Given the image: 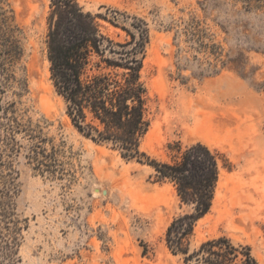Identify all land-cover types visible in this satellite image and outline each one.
<instances>
[{"label": "rangeland", "instance_id": "374dc122", "mask_svg": "<svg viewBox=\"0 0 264 264\" xmlns=\"http://www.w3.org/2000/svg\"><path fill=\"white\" fill-rule=\"evenodd\" d=\"M76 1L114 43L129 39L121 27L132 18L146 24L149 127L140 150L165 162L177 147L202 144L217 157L212 205L188 238L190 251L226 237L264 264V0L248 10L243 0ZM49 5L0 0L22 51L12 78L0 76V106L12 105L22 128L0 142L21 225L14 264H185L165 244L169 224L189 211L172 186L149 165L85 138L66 116L49 79ZM192 18L206 49L184 34ZM202 133L215 138L206 143Z\"/></svg>", "mask_w": 264, "mask_h": 264}, {"label": "trees", "instance_id": "16d2710c", "mask_svg": "<svg viewBox=\"0 0 264 264\" xmlns=\"http://www.w3.org/2000/svg\"><path fill=\"white\" fill-rule=\"evenodd\" d=\"M245 9L251 0H243ZM46 51L49 79L64 103L65 114L74 129L87 139L111 145L122 158L152 167L158 182L168 183L181 206L189 209L169 224L165 244L185 264H256L248 246H236L228 238L207 240L190 251L188 238L196 222L211 208L218 180L216 155L206 146L195 144L181 150L170 161L150 159L140 150L149 127V97L141 69L149 42V31L143 20L132 18L121 29L129 37L114 43L103 35L97 16L84 12L76 0H50ZM117 26L116 24H113ZM200 22L190 19L184 34L199 42ZM10 17L0 7V76L9 81V71L22 51L14 38ZM214 55L215 46L209 47ZM1 93V91H0ZM13 106H0V142L22 130L13 114ZM12 139V138H11ZM8 166V165H7ZM9 169L0 159V264H14L21 231L15 213V185Z\"/></svg>", "mask_w": 264, "mask_h": 264}, {"label": "bare ground", "instance_id": "6f19581e", "mask_svg": "<svg viewBox=\"0 0 264 264\" xmlns=\"http://www.w3.org/2000/svg\"><path fill=\"white\" fill-rule=\"evenodd\" d=\"M245 102H246V101H245ZM221 103H222V102H221ZM226 105H227V104H226ZM231 105H232V104H231ZM219 106H220V105H219ZM234 107H235V105H234ZM234 107H233V108H234ZM229 108H231V107H229ZM236 108H237V107H236ZM210 112H212V111H210ZM201 113H202V112H201ZM212 113H215V112H212ZM230 113H232V111H231ZM208 114H209V112H208ZM233 114H234V112H233ZM218 115H219V114H218ZM222 115H223V114H222ZM222 115H221V116H222ZM244 115L246 116V114H244ZM203 116H204V115H203ZM203 116H202V117H203ZM206 116H207V115H206ZM208 116H209V115H208ZM211 116H212V115H211ZM234 116L236 117V114H234ZM202 117H200V118L196 117V118H195V122H196V123H200V126H202V125H201V124H202V121H203V118H202ZM206 118H208V117H206ZM210 121H211V120H210ZM208 122H209V121H208ZM208 124H209V123H208ZM212 126H213V125H212ZM212 126H211V127H212ZM203 127H204V126H203ZM209 127H210V125H209ZM209 127H207V129H208ZM201 128H202V127H201ZM204 128H205V127H204ZM218 128H220V127H217V129H218ZM230 128H231V127H230ZM234 128H235V127H234ZM213 129H215V128L212 127L211 130H213ZM217 129H216V130H217ZM204 130H205V129H204ZM220 130H221V129H220ZM229 130H230V129H229ZM224 131L226 132V131H228V129H227V130H224ZM203 132H204V131H203ZM208 132H209V130H208ZM216 132H217V131H216ZM216 132H215V133H216ZM228 132H230V131H228ZM211 133H212L213 135L215 134V133H213L212 131H211ZM210 135H211V134H210ZM210 135H208V134H203V133H202L201 136H202V138L205 140L206 143H210V142H211ZM229 136H231L230 133H229ZM216 137H217V136H216ZM211 138L213 139V138H215V137H214V136L212 137V135H211ZM223 139H224V138H223ZM223 139H221V140H223ZM100 193H101V192H100Z\"/></svg>", "mask_w": 264, "mask_h": 264}]
</instances>
